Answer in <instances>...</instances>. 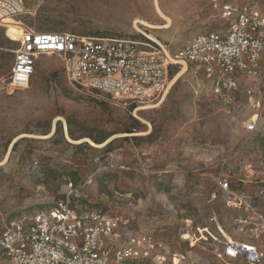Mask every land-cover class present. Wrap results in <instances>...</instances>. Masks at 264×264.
<instances>
[{
	"label": "rangeland",
	"instance_id": "1",
	"mask_svg": "<svg viewBox=\"0 0 264 264\" xmlns=\"http://www.w3.org/2000/svg\"><path fill=\"white\" fill-rule=\"evenodd\" d=\"M157 2L171 19L170 26L141 28L171 55L199 34L226 29L219 16L226 6L248 4L264 12V0ZM24 4L27 13L8 21H22L38 31L158 44L134 22H167L159 16L155 0ZM8 31L0 26V80L9 75L19 44ZM184 66L185 72L168 90ZM148 106L157 107L140 110ZM251 124L254 129H249ZM66 126L73 141L66 136ZM86 138L97 144L111 139L96 146ZM221 177L264 214V71L258 77L237 73L221 79L179 62L157 99L131 105L77 87L59 56L43 55L28 89L9 94L0 88V233L19 218L51 209L66 196L72 181L81 188L79 195L70 197L79 214L119 217L114 246L124 244L129 233L150 234L168 246L172 255L165 264H174L176 253L186 256L179 264H225L216 257L223 238L210 221L211 213L216 212L228 236L241 237L233 220L246 211L227 206L218 186ZM212 194L217 198L210 202ZM0 264H8L1 251Z\"/></svg>",
	"mask_w": 264,
	"mask_h": 264
},
{
	"label": "built area",
	"instance_id": "2",
	"mask_svg": "<svg viewBox=\"0 0 264 264\" xmlns=\"http://www.w3.org/2000/svg\"><path fill=\"white\" fill-rule=\"evenodd\" d=\"M27 13L24 0H0V26L9 18ZM219 16L227 23L221 31L202 33L171 55L158 42L115 36L83 35L71 31H38L22 21L18 47L13 51L9 75L0 88L11 94L30 86L39 59L57 55L68 79L77 87L105 94L131 105L157 99L167 88L170 71L179 62L190 63L215 78H231L237 73L250 77L264 71V12L253 5L226 6ZM254 124L249 129H254ZM226 194L227 206L243 207L246 214L233 220L241 237L226 234L215 211L210 221L223 241L216 257L225 264H264V214L246 197L230 188L228 178L218 179ZM65 197L54 201L47 211H38L10 223L0 233V251L8 264H125L146 260L165 264L168 246L150 234H127L124 244L114 246L120 219L107 213L79 214L70 197L81 188L72 181ZM217 194H212L213 202ZM208 229V228H207ZM218 240L211 232L207 231ZM171 259V258H170ZM185 255L172 259L179 264Z\"/></svg>",
	"mask_w": 264,
	"mask_h": 264
},
{
	"label": "bare ground",
	"instance_id": "3",
	"mask_svg": "<svg viewBox=\"0 0 264 264\" xmlns=\"http://www.w3.org/2000/svg\"><path fill=\"white\" fill-rule=\"evenodd\" d=\"M156 2V10L159 14V16H161L162 18H166L167 19V22L165 24H157V23H152V22H149L145 19H136V21L134 22V27L139 30V31H142L146 36H148L149 38L153 39L154 41L160 43V41L158 40V38H156L153 34L149 33V32H146V31H143V29L141 28V25L143 26H146L147 28H151V29H159V28H167L170 26V23H171V19L162 11V8L158 5V2L157 0H155ZM9 19H12V18H9ZM8 19V20H9ZM8 22L9 26L6 27L9 29V33L10 34H13V36H15L17 38V40L20 39V36H21V29H19L17 27V24H21L20 22L21 21H18L16 20L15 23H12V22ZM8 35V33H7ZM10 36V35H9ZM162 44V43H160ZM164 45V44H162ZM186 70L185 66L183 68V70L170 82V85L168 87V90L175 84V82L178 80V78L181 76L182 73H184ZM157 106H148V107H144V108H141L140 110L142 109H151V108H155ZM136 115L139 117V115L136 113ZM258 118L257 115L254 116V119ZM52 134V133H51ZM51 134L47 135V136H50ZM66 136L67 138L70 140V141H73V139L69 136V133H68V128L66 126ZM112 138V137H111ZM111 138H108L106 142H108ZM87 141H89L91 144L93 145H96V146H102L104 145L106 142L104 143H101V144H97L95 143L93 140L89 139V138H86ZM206 231H208L207 228H204ZM201 232V231H200ZM202 233V232H201ZM204 237V235H203Z\"/></svg>",
	"mask_w": 264,
	"mask_h": 264
}]
</instances>
